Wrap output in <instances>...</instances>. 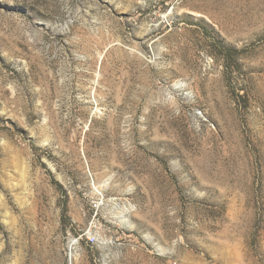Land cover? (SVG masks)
<instances>
[{
    "label": "rangeland",
    "instance_id": "obj_1",
    "mask_svg": "<svg viewBox=\"0 0 264 264\" xmlns=\"http://www.w3.org/2000/svg\"><path fill=\"white\" fill-rule=\"evenodd\" d=\"M0 264H264V0H0Z\"/></svg>",
    "mask_w": 264,
    "mask_h": 264
},
{
    "label": "built area",
    "instance_id": "obj_2",
    "mask_svg": "<svg viewBox=\"0 0 264 264\" xmlns=\"http://www.w3.org/2000/svg\"><path fill=\"white\" fill-rule=\"evenodd\" d=\"M88 241L90 242V243H92L93 242V238L91 237V238H88Z\"/></svg>",
    "mask_w": 264,
    "mask_h": 264
},
{
    "label": "bare ground",
    "instance_id": "obj_3",
    "mask_svg": "<svg viewBox=\"0 0 264 264\" xmlns=\"http://www.w3.org/2000/svg\"><path fill=\"white\" fill-rule=\"evenodd\" d=\"M70 250H72V249H71V246H70Z\"/></svg>",
    "mask_w": 264,
    "mask_h": 264
}]
</instances>
